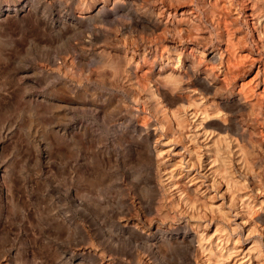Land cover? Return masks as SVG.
<instances>
[{
  "label": "bare ground",
  "instance_id": "obj_1",
  "mask_svg": "<svg viewBox=\"0 0 264 264\" xmlns=\"http://www.w3.org/2000/svg\"><path fill=\"white\" fill-rule=\"evenodd\" d=\"M46 5L57 8L44 34L54 47L38 51L35 69H17L45 88L43 103L27 107L40 115L56 100L96 119L112 107V161L122 169L112 179L126 215L116 216L112 252L90 241L78 255L95 264H264V0H0V22L28 21ZM8 45L0 43L7 65ZM2 140L0 172L11 177L22 164Z\"/></svg>",
  "mask_w": 264,
  "mask_h": 264
},
{
  "label": "rangeland",
  "instance_id": "obj_2",
  "mask_svg": "<svg viewBox=\"0 0 264 264\" xmlns=\"http://www.w3.org/2000/svg\"><path fill=\"white\" fill-rule=\"evenodd\" d=\"M71 4L68 3V6L73 8ZM55 8L46 5L28 21L19 19L17 22H0V41L9 44L6 48L9 59L17 60L16 65L9 64L10 60L8 65L0 60L2 147L7 151L9 148L11 154L7 158L20 163V167L22 164L19 169L22 170L14 169L11 177H3L0 172V210L1 217H4L0 223V257L3 255L1 258H6L8 264H95L92 257H80L78 250L92 242L101 253L103 251L108 255V252H112L113 241L117 236L116 216L122 212L126 215L123 192L117 195L115 181L112 179H116L117 174L119 178L122 173L121 167L117 168L112 161V124L109 123L112 107L97 119L93 114L69 110L64 103L56 100L50 102L56 103V107L44 105L45 112L42 111L40 115L29 111L27 107V102L32 99H35L34 102L37 100L36 108L43 103L41 95L45 88L38 87L39 79L34 78L32 73L22 74L17 71L21 68L35 69L37 62L34 58L37 54L41 51L51 52L53 49V43L47 42L48 37L44 34L48 33L45 27L51 23L48 22L50 13ZM18 11H21V7H18ZM40 18H44L45 22H38ZM60 47L59 50L66 47L65 41ZM28 81L33 84L27 86L25 83ZM31 88L34 92L28 96ZM125 155L121 152L119 159ZM137 171H134L132 179L129 178L132 186L140 179L142 170ZM10 178L14 183L10 182ZM93 180L96 182L92 183ZM12 190L14 205L7 206ZM143 193L140 195L145 196ZM138 215L140 218L142 211H138ZM165 260L160 259L159 263L172 264Z\"/></svg>",
  "mask_w": 264,
  "mask_h": 264
}]
</instances>
